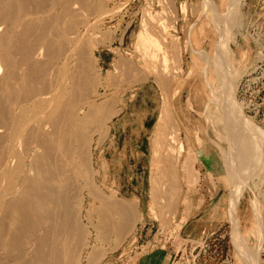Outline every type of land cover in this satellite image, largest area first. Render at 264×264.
<instances>
[{
	"label": "rangeland",
	"instance_id": "rangeland-1",
	"mask_svg": "<svg viewBox=\"0 0 264 264\" xmlns=\"http://www.w3.org/2000/svg\"><path fill=\"white\" fill-rule=\"evenodd\" d=\"M79 1L74 11L82 14L77 17V47L86 61V75L78 66L73 100L94 101L97 106L113 101L117 111L105 124L90 117L83 129L92 137L88 155L81 142L72 145L77 146L72 202L81 203L79 223L91 232L92 241L90 257L83 264H246L231 241L230 199L236 185L244 189L237 205L240 244L264 264V60L256 58L258 49L264 50V14H254L255 0H211L214 9L220 7L224 13L220 17L229 34L228 70H223L224 78L229 76L224 80L232 84L237 80L230 98L241 107V115L238 98L246 103V113L255 121L244 117L263 133L254 136L260 161L254 157L253 163L258 165L240 171L226 161L228 156L232 160L233 148L229 136H221L222 130L228 134L224 117H236L225 110L229 99L215 64L221 38L213 28L215 15L205 12V0ZM144 18L150 26L143 30ZM141 33L152 35L160 47L143 43ZM141 47L156 54L159 69L167 72L159 70L160 77L151 70L144 72L136 56ZM207 56L209 63L198 59ZM207 75L215 77L214 85ZM219 86L224 92L217 96ZM165 102L176 121L172 125L179 127L171 130L170 123L160 132L157 124ZM217 111L224 119L220 123H216ZM177 127L179 136L170 143L176 154L169 157L177 163L171 165L164 155L168 159L163 156L156 168V144L168 146L167 138L175 135ZM230 167L233 180L228 183ZM158 182L166 185L162 191ZM146 257L147 262L142 261Z\"/></svg>",
	"mask_w": 264,
	"mask_h": 264
},
{
	"label": "bare ground",
	"instance_id": "bare-ground-1",
	"mask_svg": "<svg viewBox=\"0 0 264 264\" xmlns=\"http://www.w3.org/2000/svg\"><path fill=\"white\" fill-rule=\"evenodd\" d=\"M78 1L0 0V264H83L84 260L87 259L88 261L90 257L91 232H86L80 226L78 219L80 215L77 214L81 209V203L79 206L76 203V205L73 204L71 196V184L76 166L73 155L76 153L77 147L72 145L73 143L77 144V141L81 142L84 146V154L88 155V147L91 145L92 137L83 132V129L90 117L105 124L117 111L114 110L113 105L115 103L113 101L103 102L102 105L97 106L94 101L76 102L73 100L78 90L79 81L77 79L80 78L77 76V67L80 66L82 73L86 75V61L83 60L82 51L77 47V40L79 39L77 27L80 20L77 19L79 11L76 14L74 11L77 9ZM205 2L207 6L205 12L208 14L211 11L215 15H213L215 18L213 28L220 33L221 38L217 47L219 61L215 63L218 66H216V75L219 76L222 82V84L220 82V86L226 91L229 99L226 106L222 105L226 107L225 110L228 114L236 117L228 118L227 115L224 117L225 121L227 120L228 134L222 130L223 135L221 136L228 135L229 144L233 148L230 155L233 161L229 156L226 161L229 166L233 165L234 170L240 171L247 165L250 170L249 166L254 164L253 161L257 155L254 142L257 141L258 137L254 141V136L262 134L263 137V133L262 130L254 127L249 119L240 114L238 110L240 106L235 105L234 97L232 100L230 98L231 89L233 90V84L237 80L235 79L233 84L224 80L229 76L227 74L224 78L227 60H229L227 52L229 49L226 48L228 47L226 36L229 34L227 35L224 31L225 24L220 17L224 13H221L220 7L214 9L211 0H205ZM84 5L79 6L83 7ZM84 7L86 8V6ZM147 21L146 18L141 22L143 30L148 24ZM85 23H83L84 27L87 24ZM80 24L83 26L82 23ZM202 31L203 27L200 28L199 32ZM141 35L143 43L152 47L159 45L152 35ZM250 37L252 36L250 35ZM139 46L137 47L139 48ZM141 48L140 53L136 55L137 62L144 67V72L151 70V73H156L154 76L160 77L157 72L162 71V69H159V64L155 60L156 54L146 52L143 47ZM256 58L257 61L264 60L263 49H258ZM198 59L203 63L204 61L209 63V56L205 59L201 57ZM139 64L138 66H140ZM210 74L208 72V75ZM141 77L143 76L141 75ZM208 81L211 86L216 82L214 76L213 79L208 76ZM220 88L217 91L219 93L217 96L224 92ZM238 101L240 104H244L239 98ZM166 106L165 109H162L157 124L160 132L169 128L170 123V125L174 124V122L172 123L174 115L173 117L171 115L173 112L169 109V104ZM217 117H215L216 123L224 120L221 114ZM250 119L255 121L252 117ZM178 127L175 128V135L170 134L171 136H168V142L166 140L168 146H161L159 142H156L157 146L154 150L156 168L159 167L160 163L162 164L161 160L164 155L172 158L176 154V152L173 154L174 151L172 152L170 149V143H175L180 129ZM180 146L177 148L181 149ZM258 148L260 149L259 146ZM247 152L249 153L248 156ZM178 153L180 151L177 152V155ZM167 157H165L166 160ZM176 157L178 156H175V159ZM248 159L251 160L248 161ZM169 160L170 164L175 162L173 159L169 158ZM158 161H160L159 164ZM168 164L167 161L166 166ZM228 169L230 178L228 183H231V167ZM236 175L238 174L236 173ZM245 175L244 177H246ZM239 178L238 180H240ZM243 180L242 183L247 181ZM165 186L162 182L161 184L158 182V191H162ZM172 186L176 190L175 185ZM239 187L237 188L236 185L233 189V194L236 195L237 193L233 203L234 209H236L244 190H240ZM153 188L156 190V187ZM173 188L170 191H173ZM232 217L234 219L233 240L239 246L241 241H239L241 237L239 219L234 212H232ZM132 221V218L129 217L128 224L130 225ZM246 248L250 264H259V255L254 256L248 246Z\"/></svg>",
	"mask_w": 264,
	"mask_h": 264
},
{
	"label": "water",
	"instance_id": "water-1",
	"mask_svg": "<svg viewBox=\"0 0 264 264\" xmlns=\"http://www.w3.org/2000/svg\"><path fill=\"white\" fill-rule=\"evenodd\" d=\"M242 112H243V116H245V113H244V111H243V109H242ZM235 187V186H234ZM234 187H233V189H234ZM232 193H234V190H233V192ZM235 196L237 197V193H236V195H234V194H232V199H231V217H230V219H231V221H232V231H233V227H234V219H233V217H232V212H234L236 215H237V217H238V214H237V206H236V209H234V206H233V203H234V201H235ZM239 201V200H238ZM237 205H238V203H237ZM232 235V234H231ZM240 236V235H239ZM231 241H232V243H233V245L235 246V249H236V251L239 253V255L241 256V258L244 260V261H246V263L247 264H250V262L248 261L249 259L247 258V254H246V251L245 250H243V249H241V245H240V242H239V246H237L234 242H233V240H232V237H231ZM239 241H240V238H239Z\"/></svg>",
	"mask_w": 264,
	"mask_h": 264
},
{
	"label": "crops",
	"instance_id": "crops-1",
	"mask_svg": "<svg viewBox=\"0 0 264 264\" xmlns=\"http://www.w3.org/2000/svg\"><path fill=\"white\" fill-rule=\"evenodd\" d=\"M255 2L257 3V9L255 10L254 14H264V0H255ZM258 8H259V13L258 12ZM147 259L149 258H144L142 261H146L147 262Z\"/></svg>",
	"mask_w": 264,
	"mask_h": 264
},
{
	"label": "built area",
	"instance_id": "built-area-1",
	"mask_svg": "<svg viewBox=\"0 0 264 264\" xmlns=\"http://www.w3.org/2000/svg\"><path fill=\"white\" fill-rule=\"evenodd\" d=\"M247 81H249V80H247ZM243 101V100H242ZM244 102V101H243ZM242 105V109H243V111L245 110L246 111V109H247V106H246V103L244 102V104L242 103L241 104ZM245 105V106H244ZM245 107V108H244ZM245 111H244V113H245ZM245 115L247 116V117H249V115L247 114V113H245ZM251 117V116H250ZM249 117V118H250Z\"/></svg>",
	"mask_w": 264,
	"mask_h": 264
}]
</instances>
